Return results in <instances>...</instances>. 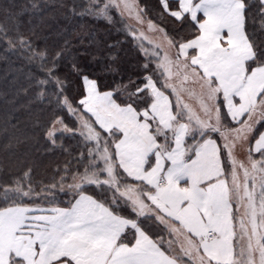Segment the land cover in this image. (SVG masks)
<instances>
[{
  "label": "snow or ice",
  "instance_id": "snow-or-ice-1",
  "mask_svg": "<svg viewBox=\"0 0 264 264\" xmlns=\"http://www.w3.org/2000/svg\"><path fill=\"white\" fill-rule=\"evenodd\" d=\"M13 8L0 46L29 68L43 146L69 158L50 182L27 154L0 170V264H264V0L74 2L137 50L103 91Z\"/></svg>",
  "mask_w": 264,
  "mask_h": 264
},
{
  "label": "trees",
  "instance_id": "trees-1",
  "mask_svg": "<svg viewBox=\"0 0 264 264\" xmlns=\"http://www.w3.org/2000/svg\"><path fill=\"white\" fill-rule=\"evenodd\" d=\"M74 2L86 3V0H0V9L14 5L12 10L21 12L19 19L23 26L34 27L39 39L49 46L61 47L68 41L71 54L99 77L102 91L116 81L134 77L138 72L137 50L125 41L123 32L87 15H71L69 9ZM155 2L140 0L141 5L147 6ZM33 3L41 5L36 12L27 7ZM2 17L0 11V22ZM114 43L116 46L110 48ZM84 52L89 55H81ZM28 71L24 61L0 46V170H8L18 156L27 154L35 164L36 180L50 182L49 178L69 157L63 150H46L35 132L36 117L44 105L24 90ZM75 143L68 139L65 148L72 149Z\"/></svg>",
  "mask_w": 264,
  "mask_h": 264
},
{
  "label": "rangeland",
  "instance_id": "rangeland-1",
  "mask_svg": "<svg viewBox=\"0 0 264 264\" xmlns=\"http://www.w3.org/2000/svg\"><path fill=\"white\" fill-rule=\"evenodd\" d=\"M139 3H140V0H139ZM152 6H153V4H149L148 5L149 12H151ZM128 22L133 24V26H137L135 21H128ZM144 31H145V34H146L148 40H152V41L157 42V43L159 42L160 35L158 33H154V32L148 31L146 24H145V27H144ZM145 46H148L147 40L145 41ZM261 130H262V128H261Z\"/></svg>",
  "mask_w": 264,
  "mask_h": 264
},
{
  "label": "crops",
  "instance_id": "crops-1",
  "mask_svg": "<svg viewBox=\"0 0 264 264\" xmlns=\"http://www.w3.org/2000/svg\"><path fill=\"white\" fill-rule=\"evenodd\" d=\"M262 130H264V127L262 128Z\"/></svg>",
  "mask_w": 264,
  "mask_h": 264
}]
</instances>
